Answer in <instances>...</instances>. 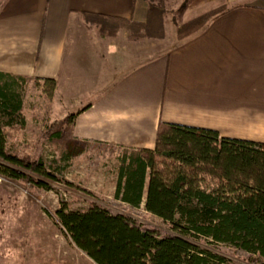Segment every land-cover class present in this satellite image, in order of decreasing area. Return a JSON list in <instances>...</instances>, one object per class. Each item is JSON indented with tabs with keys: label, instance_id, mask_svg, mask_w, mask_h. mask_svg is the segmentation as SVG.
<instances>
[{
	"label": "crops",
	"instance_id": "1",
	"mask_svg": "<svg viewBox=\"0 0 264 264\" xmlns=\"http://www.w3.org/2000/svg\"><path fill=\"white\" fill-rule=\"evenodd\" d=\"M218 7L227 10L166 44V33L129 40L113 25L145 22L149 0H0V72L53 79L61 99L63 84L94 94L72 126L90 143L152 149L159 123L264 143V0H194L184 20ZM86 13L104 15L108 31Z\"/></svg>",
	"mask_w": 264,
	"mask_h": 264
},
{
	"label": "trees",
	"instance_id": "2",
	"mask_svg": "<svg viewBox=\"0 0 264 264\" xmlns=\"http://www.w3.org/2000/svg\"><path fill=\"white\" fill-rule=\"evenodd\" d=\"M226 10L218 7L183 23L175 39L200 31ZM163 13L161 5L150 2L145 22L118 17L112 18L113 25L126 29L129 40L159 39L164 36ZM85 16L101 33L108 31L104 15ZM21 81L27 79L0 72V115L22 124ZM30 82L48 83L50 95L55 89L53 79ZM87 106L52 121L39 140L61 142L67 157L72 143L81 140L73 135L72 126ZM5 126L0 117V163L12 170L13 178L29 185L37 182L47 190L52 181L63 179L56 174L58 168H48L40 158L10 154ZM118 148L124 151L113 197L133 209L143 206L169 221L175 232L94 202L74 211L59 198L54 214L61 232L95 264H229L225 256L198 244L200 238L229 245L250 261L264 264V143L222 137L208 128L159 123L152 149Z\"/></svg>",
	"mask_w": 264,
	"mask_h": 264
},
{
	"label": "rangeland",
	"instance_id": "3",
	"mask_svg": "<svg viewBox=\"0 0 264 264\" xmlns=\"http://www.w3.org/2000/svg\"><path fill=\"white\" fill-rule=\"evenodd\" d=\"M193 1L149 0V3L159 4L164 9L166 44L176 40L177 27L191 20H184V14ZM184 3L186 6L181 9ZM62 87L61 99L57 93L49 94V84L46 82L21 81L18 92L24 102L22 124L16 119L8 121L3 113L0 115L8 133V152L15 156L40 158L48 168H58L60 174H56L63 178L52 181L47 190L37 182L29 185L13 178L12 170L0 163V264H94L61 232L54 214L59 206V198L74 211H82L94 202L152 227L175 232L169 221L147 212L143 206L133 209L113 197L118 159L123 149L80 140L72 143L70 154L66 157L63 156L61 142L39 140L40 133L48 124L67 114L64 111L75 97L82 104L74 109L68 108V111L87 106L86 103L93 99L94 94L78 92L64 84ZM196 242L225 256L229 264H257L229 245L205 238Z\"/></svg>",
	"mask_w": 264,
	"mask_h": 264
}]
</instances>
